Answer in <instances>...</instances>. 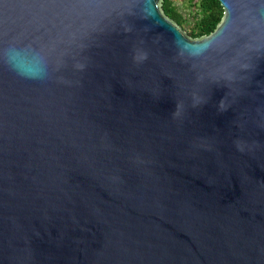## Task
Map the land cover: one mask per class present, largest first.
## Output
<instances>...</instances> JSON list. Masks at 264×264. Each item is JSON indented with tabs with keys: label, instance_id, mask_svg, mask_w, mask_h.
I'll list each match as a JSON object with an SVG mask.
<instances>
[{
	"label": "water",
	"instance_id": "1",
	"mask_svg": "<svg viewBox=\"0 0 264 264\" xmlns=\"http://www.w3.org/2000/svg\"><path fill=\"white\" fill-rule=\"evenodd\" d=\"M163 1L0 0V264H264V0Z\"/></svg>",
	"mask_w": 264,
	"mask_h": 264
},
{
	"label": "trees",
	"instance_id": "2",
	"mask_svg": "<svg viewBox=\"0 0 264 264\" xmlns=\"http://www.w3.org/2000/svg\"><path fill=\"white\" fill-rule=\"evenodd\" d=\"M163 11L168 18L179 25L192 39H202L211 35L224 17L220 0H193L189 15L184 14L176 0H164Z\"/></svg>",
	"mask_w": 264,
	"mask_h": 264
},
{
	"label": "rangeland",
	"instance_id": "3",
	"mask_svg": "<svg viewBox=\"0 0 264 264\" xmlns=\"http://www.w3.org/2000/svg\"><path fill=\"white\" fill-rule=\"evenodd\" d=\"M192 1L193 0H176V3L184 14L189 15L190 12L193 10L191 8Z\"/></svg>",
	"mask_w": 264,
	"mask_h": 264
}]
</instances>
